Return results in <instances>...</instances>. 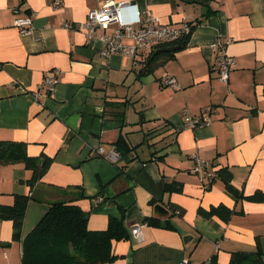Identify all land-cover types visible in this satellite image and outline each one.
<instances>
[{
	"label": "crops",
	"instance_id": "crops-1",
	"mask_svg": "<svg viewBox=\"0 0 264 264\" xmlns=\"http://www.w3.org/2000/svg\"><path fill=\"white\" fill-rule=\"evenodd\" d=\"M52 1L0 0V146L23 142L29 156L51 159L33 184L24 161L0 162V204L31 197L20 238L0 214V264H22L26 233L51 202L79 189L86 196L74 200L89 213V228L104 229L115 216L129 232L113 240L120 256L96 264H208L214 254L227 262L232 251H264V200L251 197L264 191V0H129L128 19L140 8L171 25L195 23L186 44L149 70L151 53L103 55L83 30L62 26L83 21L103 0H63L58 8ZM28 14L33 30L22 33L15 19ZM217 36L230 39L237 61L228 82L211 46ZM54 67L55 91L37 98V83ZM164 75L180 87L164 85ZM187 115L211 121L183 127ZM100 146L119 157L99 154ZM195 155L211 161L205 172L191 170ZM222 167L238 192L206 174ZM157 203L167 216L155 213ZM214 206L231 214L202 212Z\"/></svg>",
	"mask_w": 264,
	"mask_h": 264
},
{
	"label": "trees",
	"instance_id": "trees-1",
	"mask_svg": "<svg viewBox=\"0 0 264 264\" xmlns=\"http://www.w3.org/2000/svg\"><path fill=\"white\" fill-rule=\"evenodd\" d=\"M189 35L176 42L162 44L151 51L148 70L172 54L163 48L178 44L180 47L184 46ZM116 143L119 147L126 146V140L122 136ZM18 160L24 161L32 169L29 179L32 184L41 178L51 161L45 155L42 159L29 156L23 142H4L3 146H0V162ZM217 174L223 177L230 191L238 192L226 167L213 172L212 179ZM68 193L71 199H57L51 202L39 221L23 237L22 264H96L112 261L120 256L113 251V240L128 238L129 232L123 221L111 216L106 228H89V213L74 200L86 196L85 192L79 189ZM251 197L264 200V191H257ZM30 198L29 194H17L13 203L0 204V214L13 221L15 237H21L26 206ZM202 212H218L227 218L231 209L214 206L209 211ZM146 220L155 225L159 224V219L155 216L147 217ZM165 226L172 225L166 223ZM208 264H264V251L260 246L255 251H232L227 262H221L214 254Z\"/></svg>",
	"mask_w": 264,
	"mask_h": 264
},
{
	"label": "built area",
	"instance_id": "built-area-1",
	"mask_svg": "<svg viewBox=\"0 0 264 264\" xmlns=\"http://www.w3.org/2000/svg\"><path fill=\"white\" fill-rule=\"evenodd\" d=\"M55 8L63 5V0H53ZM129 0H103L98 7L90 9L87 17L80 22L72 23L65 21L62 26L67 29H81L85 32L87 41L98 42L100 52L109 56L115 52L131 55L135 58L145 55L156 49L162 44L176 42L184 39L193 29L194 22L183 20L180 25H171L162 22L160 18L148 9H135V16L128 19L123 9L130 6ZM15 25L22 33L33 30V14L17 17ZM229 38L217 36L211 46L218 52L217 66L219 78L228 82L230 72L237 66L236 58L228 53L227 46ZM61 70L58 67L52 68L45 74L43 79L37 83L35 96L38 98L43 95L52 94L59 82ZM161 82L166 86L179 88L180 85L173 75H164ZM211 120L202 116L187 115L183 127H195L197 125L208 124ZM98 153L110 160H116L119 152L115 149H106L100 146ZM195 163L191 167L192 171L205 172L211 164L209 159H204L195 155ZM212 179L213 172L206 173ZM142 225L135 224L132 227L133 235L143 239ZM219 244V243H218ZM181 264H189L188 259H184Z\"/></svg>",
	"mask_w": 264,
	"mask_h": 264
},
{
	"label": "water",
	"instance_id": "water-1",
	"mask_svg": "<svg viewBox=\"0 0 264 264\" xmlns=\"http://www.w3.org/2000/svg\"><path fill=\"white\" fill-rule=\"evenodd\" d=\"M180 48V45H170V46H167L165 48H163V50L165 51H174L176 49ZM147 68V65L144 66V70H146ZM155 213H157L159 216H167L169 214V209L167 207H165L164 204L162 203H157L155 205ZM192 235L191 234H186L184 236V240H185V244H189V242L191 241L192 239Z\"/></svg>",
	"mask_w": 264,
	"mask_h": 264
}]
</instances>
